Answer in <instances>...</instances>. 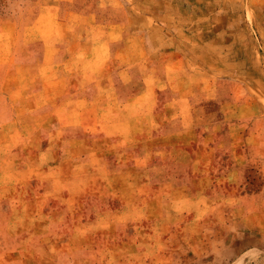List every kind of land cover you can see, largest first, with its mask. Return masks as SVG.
<instances>
[{"label": "rangeland", "instance_id": "1", "mask_svg": "<svg viewBox=\"0 0 264 264\" xmlns=\"http://www.w3.org/2000/svg\"><path fill=\"white\" fill-rule=\"evenodd\" d=\"M57 1L0 0V264H264L259 66L255 79L235 81L233 137L196 126L223 115L211 114L215 101L203 114L156 113L148 90L118 113L123 127H112L105 122L114 113L90 110L112 98L52 90L59 71L92 67L83 49L72 51L71 64L54 62L52 17L37 14L51 15ZM195 3L185 2L193 14ZM152 5L140 0L142 10ZM203 8L205 80L212 64L261 55L244 2L204 0ZM186 67L195 72L190 59ZM180 120L182 129L170 126ZM116 134L118 156L107 140ZM101 137L108 145L93 139Z\"/></svg>", "mask_w": 264, "mask_h": 264}, {"label": "crops", "instance_id": "2", "mask_svg": "<svg viewBox=\"0 0 264 264\" xmlns=\"http://www.w3.org/2000/svg\"><path fill=\"white\" fill-rule=\"evenodd\" d=\"M145 1H152L153 7L140 9V0H58L52 5L51 15L40 10L37 20L44 15L52 17L54 62L57 60L59 65L71 64L72 59H77L72 51L83 49L86 50L83 63L92 66L82 71L76 69L75 73L68 69L59 71L53 80L52 90L72 89L74 93L67 95L91 100L112 98L113 104L93 103L90 110L114 113L116 119L105 123L116 128L124 125L123 121H118V113H123L130 100L140 96L141 91L150 92L149 96L155 104L151 111L156 113L185 111L203 114L207 112L205 102L211 99L217 103L212 105L211 114L223 112V115L212 116L208 119L211 121H204L205 124L196 122V126H201L203 133L208 129L216 130L211 133L213 138L233 137L230 131L236 126L233 120L235 81L255 79L253 75L257 66L264 74V0H241L245 4V18L248 8L251 10L253 19L248 31L258 33L261 55L256 57L253 53L254 57H246L238 62L230 63L227 60L218 65L212 64L213 71L209 74L212 78L209 80H205L204 75V0H195L194 14L185 6L188 0ZM193 16L196 17L195 24ZM75 31L77 35L73 37ZM211 31L218 29L213 27ZM193 37L195 39L190 40ZM232 46L237 49L235 44ZM189 47H195V53L187 56L183 50ZM242 47L239 46V49ZM244 47L255 49L250 45V40ZM234 55L235 51L233 58ZM188 59L195 72L187 71ZM236 64L244 66L241 73H237ZM64 82H67V87L62 85ZM96 123L100 128L105 125L103 121ZM170 126L182 129L184 121L173 122ZM222 129L227 130L220 135ZM204 138L212 140L209 136ZM93 139L99 140L101 145H108L103 137ZM107 140L117 146L115 156L122 155V147L118 148V135ZM228 155V160L234 159V154Z\"/></svg>", "mask_w": 264, "mask_h": 264}]
</instances>
